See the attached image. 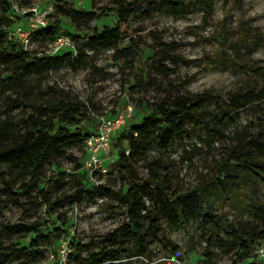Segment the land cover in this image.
<instances>
[{
	"label": "rangeland",
	"instance_id": "obj_1",
	"mask_svg": "<svg viewBox=\"0 0 264 264\" xmlns=\"http://www.w3.org/2000/svg\"><path fill=\"white\" fill-rule=\"evenodd\" d=\"M12 1L15 23L8 34H15L20 42L24 38L17 35V28L26 26L30 15L26 16L27 21L24 15L31 14L34 8L35 17L43 19L46 25L53 18L62 20L56 38L32 35L23 43L31 56L71 55L68 62L60 66L46 65L29 77L32 101L37 103L44 98L69 94L88 102L95 112L113 115L130 105L133 113L126 125L115 132L110 150L102 157L105 170L86 167L84 141L62 150L57 160L62 165L61 174L45 164L40 181H35L30 171L19 173L1 168L0 250L24 247L10 264H54L50 260L55 254L52 250L58 251L64 242L71 254L70 264L91 254H104V248L116 249L121 256L119 260H106L102 264H232L239 239L230 225L236 229H264V217L258 218L245 210V204L251 201L248 188L230 186L220 195L213 184L207 183L222 177L218 164L234 146L236 136L248 138L256 134L259 123L264 130V101L232 114L224 136L210 146L206 144L203 127L188 126L189 132L178 134L167 148L155 140L145 160L131 156L127 170L117 160L121 151L129 152L128 140L123 138L118 146L115 140L121 131L127 132L131 125L139 124L144 116L155 112V106L174 95L175 84L178 86L184 79L187 91L200 93L208 89L223 101L237 91L250 88L256 80L253 70L264 67V0H214L209 13L203 5L194 4L180 17L164 11L136 13L128 19L129 32L123 34L120 42L99 50L89 47L88 38L105 26H115L117 14L110 9L111 0ZM131 1L144 9L149 2ZM59 4L75 12L70 17L62 16ZM59 37H67L71 45L56 50L54 41ZM159 38L173 42L175 54L189 61L161 60L171 69L166 74L149 67L147 59L158 48L155 40ZM131 40L137 49L124 64L114 54ZM78 52L86 54L83 61L78 58ZM227 59L230 62L233 59L234 65L223 67ZM6 68L0 63V119L9 116L14 122H20L27 111L20 102L13 101L14 93L4 80ZM213 111L212 104L199 118L209 121ZM79 163L81 168L75 170ZM150 168L158 170L169 195L186 194L198 200L193 191L206 184L204 195L213 203L218 225H210L202 218L189 220L185 226H175L170 211L158 217L157 197L151 194L144 198L149 209L142 225L147 229L157 217V232L146 239V257L134 255L136 248L122 229L128 215L127 204L119 194L126 190L129 180L146 179ZM86 181L87 185H83ZM40 189L54 201L49 209ZM256 189L255 198L264 204V183ZM58 198H61L59 202H55ZM31 226L41 234H48L54 241L53 246L43 236L37 237L36 245H30V238L35 239L38 234L29 232ZM54 235L59 239L54 240ZM261 249H264V240L254 243L239 264H264L263 259H258ZM125 250L132 254L128 260ZM104 256H109V252Z\"/></svg>",
	"mask_w": 264,
	"mask_h": 264
},
{
	"label": "trees",
	"instance_id": "obj_2",
	"mask_svg": "<svg viewBox=\"0 0 264 264\" xmlns=\"http://www.w3.org/2000/svg\"><path fill=\"white\" fill-rule=\"evenodd\" d=\"M214 0H149L146 8L134 4L131 0H111L112 8L117 14V21L114 27L105 26L99 32H93L89 38V47L94 50L108 48L117 45L124 33L129 32L127 21L136 13H153L164 11L174 17L186 15L194 4L203 5L205 12L212 9ZM61 15L70 17L75 12L72 8L59 4ZM13 1L0 0V63L7 67L4 70V80L8 88L14 93L13 101L20 102L27 111V114L20 122H14L8 117L0 119V170L3 167L13 172L23 173L30 171L35 181L43 177L41 168L47 164L56 174L62 173V165L58 156L63 149H70L81 144L86 136L94 129L95 119L91 114L94 111L88 102L79 99L77 96L64 94L44 98L40 102L32 101L29 95V77L41 71L46 65L60 66L70 60V54L62 56L34 55L31 56L24 49V44L19 41L15 34H8L14 27L12 16ZM26 13L24 16H28ZM92 15H94L92 13ZM27 21V17H26ZM62 20L53 18L47 25L39 27L34 35H41L54 39L60 33ZM22 30L29 28V22ZM153 56L149 57V67H156L163 73L171 71L161 60L167 58L172 61L181 60L188 62L174 52L175 44L165 42L160 38L155 40ZM137 47L133 40L128 46L115 51L116 60L124 64L134 55ZM235 50V48H233ZM86 57L84 52H78V58L83 61ZM223 67L234 65L233 59H227ZM255 82L246 91H237L229 96L226 101L215 95L211 90H204L200 93L189 92L185 88L187 80L179 82L174 86V95L163 100L155 106V112L144 116L139 124L131 125L129 130L121 131L115 140L118 146L122 139L128 140V153L121 151L117 163L123 170L128 169L129 159L136 156L135 160H145V154L151 148L153 142L158 140L160 145L167 148L173 139L180 133H188V126H201L205 132V141L208 146L224 136L225 130L231 120V116L240 109L251 106L254 103L264 101V67L256 68ZM214 105V111L210 113V120L200 119L199 116L210 105ZM128 122V121H127ZM94 123V124H93ZM93 124V125H92ZM260 124V123H259ZM257 124V132L248 138L235 137L234 146L227 153L225 159L218 164L220 176L207 184H213L218 194L226 193L230 186H244L249 190L250 202L245 204V210L258 217H264V204L259 202L254 195L260 183H264V130ZM151 135L154 137L151 139ZM115 137L113 136L112 142ZM77 164L75 170L81 168ZM148 177L144 180H129L126 190L119 194L127 204L128 220L124 224V233L134 246V255L148 256L146 253V239L150 235L155 236L157 232V217L151 220L147 229H143L142 220L148 212L144 198L154 194L157 199L158 217L172 213L171 222L175 225L185 226L189 220L204 219L208 224L217 226L218 215L213 213V203L204 195L206 184L193 191L196 197H188L186 194L176 196L169 195L165 190L162 177L158 175L156 168H150ZM1 173V172H0ZM78 177V176H77ZM84 178V177H83ZM88 181L83 183L87 185ZM224 185V186H222ZM42 192L44 203L49 209L54 201ZM61 198L55 200L59 202ZM62 223H66L62 219ZM232 233L239 239L235 258L232 264H239L241 258L250 251L252 245L259 240H264V229L257 230L254 227H243L236 229L232 225ZM60 229V228H58ZM29 232L38 233L35 239L30 238L29 244L36 245L37 237H45L47 243L53 246L54 241L49 239L48 234H41L33 226L28 228ZM53 239L58 240L59 236L54 235ZM24 248L22 245L15 250L3 248L0 250V264H10L17 256L18 251ZM54 253L56 252L53 249ZM104 254L108 251L109 256L102 252L91 254L87 258L80 259L76 264H102L106 260H119L121 253L118 250L103 249ZM125 258L128 260L132 254L125 250ZM71 254L69 260L71 261Z\"/></svg>",
	"mask_w": 264,
	"mask_h": 264
},
{
	"label": "built area",
	"instance_id": "obj_3",
	"mask_svg": "<svg viewBox=\"0 0 264 264\" xmlns=\"http://www.w3.org/2000/svg\"><path fill=\"white\" fill-rule=\"evenodd\" d=\"M29 15L31 18L28 17V31L22 30L21 27L17 28V35L24 38L22 39V43H27L39 27L46 25L43 19L35 17V15H37L36 8H34ZM21 30L23 32H21ZM54 42L56 50H60L71 45L67 37H59ZM132 113L133 108L130 105H126L124 109L113 115L91 111V114L95 119V126L93 131L86 136L84 140V147L87 152V168L95 170L102 168L105 170L102 164V157L110 150L112 138L115 132L126 125L127 121L132 116ZM258 253V259L264 260V249H261ZM50 260H54V264H70L69 249L66 242L61 244L58 251L50 256Z\"/></svg>",
	"mask_w": 264,
	"mask_h": 264
}]
</instances>
